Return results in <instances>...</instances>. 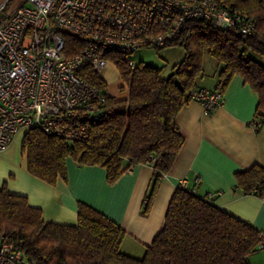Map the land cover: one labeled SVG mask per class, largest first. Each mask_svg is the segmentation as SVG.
<instances>
[{
  "label": "trees",
  "instance_id": "16d2710c",
  "mask_svg": "<svg viewBox=\"0 0 264 264\" xmlns=\"http://www.w3.org/2000/svg\"><path fill=\"white\" fill-rule=\"evenodd\" d=\"M227 1L254 20V35L243 37L234 29L216 30L203 20H191L169 45L181 46L185 54L167 77L161 75L162 67L140 62L130 69L114 55L111 63L121 81L118 91L125 97L110 95L108 83L93 69L77 71L104 93L103 112L90 122L86 140L67 142L38 128L24 132L21 152L29 173L54 185L58 178L66 179L70 157L79 165L104 167L106 181L113 183L135 164H150L154 177L145 196L147 212L184 143L175 118L190 101L189 92L200 89L196 80L204 71L205 55L219 67L222 91L238 75L258 95L254 121L264 123V0ZM66 43V55L80 47L69 36ZM235 178L242 193L264 197V166L253 165ZM193 189H175L164 225L142 257L121 251L125 230L91 206L78 203L75 225L46 222L42 210L31 206L26 196L5 187L0 189V237L37 264H251L250 255L264 248V232Z\"/></svg>",
  "mask_w": 264,
  "mask_h": 264
},
{
  "label": "built area",
  "instance_id": "2783aa9c",
  "mask_svg": "<svg viewBox=\"0 0 264 264\" xmlns=\"http://www.w3.org/2000/svg\"><path fill=\"white\" fill-rule=\"evenodd\" d=\"M8 1L0 5V151L31 128L67 142L86 140L105 95L77 74L84 67L100 73L119 55L133 69L134 52L169 46L191 20L243 37L256 32L254 20L227 0H25L7 11ZM66 36L80 46L70 55ZM189 97L208 113L222 105L224 91L217 85ZM178 187L188 188V180ZM0 264L37 261L0 237Z\"/></svg>",
  "mask_w": 264,
  "mask_h": 264
},
{
  "label": "crops",
  "instance_id": "0c3cea01",
  "mask_svg": "<svg viewBox=\"0 0 264 264\" xmlns=\"http://www.w3.org/2000/svg\"><path fill=\"white\" fill-rule=\"evenodd\" d=\"M24 2L9 0L6 10L12 11ZM216 66L207 73L204 68L196 80L199 88L218 85ZM257 104L258 95L238 75L224 90L222 105L214 110L206 113L199 102L188 101L175 118L184 143L145 213V196L154 177L150 164H135L108 183L104 167L79 165L68 157L66 179L58 178L50 185L29 173L21 152L23 132L0 151V189L26 196L31 206L42 210L46 222L75 225L78 203L91 206L125 230L121 251L135 257L144 255L162 229L171 196L183 178L199 195L210 193L217 207L264 232V197L242 193L235 178L237 172L253 165L264 166V123L257 129L251 126ZM249 260L251 264H264V248L257 249Z\"/></svg>",
  "mask_w": 264,
  "mask_h": 264
},
{
  "label": "rangeland",
  "instance_id": "374dc122",
  "mask_svg": "<svg viewBox=\"0 0 264 264\" xmlns=\"http://www.w3.org/2000/svg\"><path fill=\"white\" fill-rule=\"evenodd\" d=\"M185 51L179 45H171L161 49L141 48L131 55L136 63H144L156 67H162L161 75L167 77L172 73L173 67L184 57ZM206 73L216 70V61L209 55L203 58ZM99 73V75L108 83V93L116 98L126 96L125 92L118 91L121 81L118 78V72L113 64H109ZM137 256V255H132Z\"/></svg>",
  "mask_w": 264,
  "mask_h": 264
}]
</instances>
